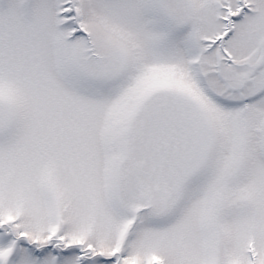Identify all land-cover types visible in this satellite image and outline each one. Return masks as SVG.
Listing matches in <instances>:
<instances>
[{"label":"snow or ice","instance_id":"obj_1","mask_svg":"<svg viewBox=\"0 0 264 264\" xmlns=\"http://www.w3.org/2000/svg\"><path fill=\"white\" fill-rule=\"evenodd\" d=\"M0 264H264V0H0Z\"/></svg>","mask_w":264,"mask_h":264}]
</instances>
